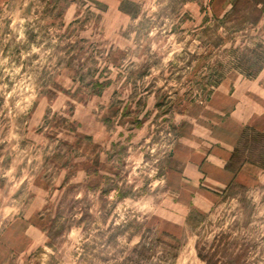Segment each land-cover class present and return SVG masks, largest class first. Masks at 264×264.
Segmentation results:
<instances>
[{"label": "rangeland", "instance_id": "1", "mask_svg": "<svg viewBox=\"0 0 264 264\" xmlns=\"http://www.w3.org/2000/svg\"><path fill=\"white\" fill-rule=\"evenodd\" d=\"M248 130L264 0H0V264H264Z\"/></svg>", "mask_w": 264, "mask_h": 264}, {"label": "trees", "instance_id": "2", "mask_svg": "<svg viewBox=\"0 0 264 264\" xmlns=\"http://www.w3.org/2000/svg\"><path fill=\"white\" fill-rule=\"evenodd\" d=\"M259 3V2H257ZM237 3L233 6V8H236ZM231 15L228 14L226 15L225 19L227 21H230ZM236 18H241L240 16H237ZM248 132H252L253 136L252 137V141H253V145L251 147V149H248V146L241 148L240 142L238 144V146L235 148L228 164L226 165L225 169L232 173L233 175H237L243 168V166L245 164H252L255 166H259L261 169L264 170V134L263 133H258L255 132L254 130H248L246 132V134ZM247 137L245 140L246 141L249 140V136L246 135ZM245 137H243L244 139ZM234 184H232L231 186H233ZM230 186V187H231ZM196 248L199 250V245L197 244ZM236 256V257H235ZM242 254L240 255H235V253H233L230 257V263L229 264H242L241 260H242ZM199 257L205 261L207 264H218V262L214 263L212 257H209L207 255H202L199 252ZM245 264V263H244Z\"/></svg>", "mask_w": 264, "mask_h": 264}, {"label": "crops", "instance_id": "3", "mask_svg": "<svg viewBox=\"0 0 264 264\" xmlns=\"http://www.w3.org/2000/svg\"><path fill=\"white\" fill-rule=\"evenodd\" d=\"M226 176H227L228 181H229V180H230V181H233L231 175H229V174L227 173ZM234 179H235V178H234Z\"/></svg>", "mask_w": 264, "mask_h": 264}]
</instances>
